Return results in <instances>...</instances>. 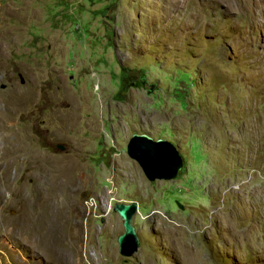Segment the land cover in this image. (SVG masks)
<instances>
[{
	"label": "rangeland",
	"instance_id": "374dc122",
	"mask_svg": "<svg viewBox=\"0 0 264 264\" xmlns=\"http://www.w3.org/2000/svg\"><path fill=\"white\" fill-rule=\"evenodd\" d=\"M0 264H264V0H0Z\"/></svg>",
	"mask_w": 264,
	"mask_h": 264
},
{
	"label": "water",
	"instance_id": "95a60500",
	"mask_svg": "<svg viewBox=\"0 0 264 264\" xmlns=\"http://www.w3.org/2000/svg\"><path fill=\"white\" fill-rule=\"evenodd\" d=\"M126 144V153L140 167L149 181L174 179L183 167V158L177 147L166 139H153L146 134L133 133ZM62 150L61 145L57 146ZM138 205L115 203L113 210L122 219L124 231L117 236L119 253L133 255L139 246V239L132 224Z\"/></svg>",
	"mask_w": 264,
	"mask_h": 264
}]
</instances>
